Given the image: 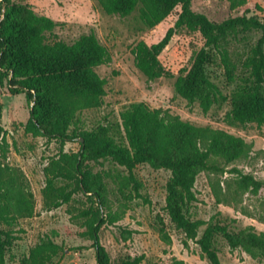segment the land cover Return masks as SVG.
Segmentation results:
<instances>
[{"label": "trees", "instance_id": "16d2710c", "mask_svg": "<svg viewBox=\"0 0 264 264\" xmlns=\"http://www.w3.org/2000/svg\"><path fill=\"white\" fill-rule=\"evenodd\" d=\"M94 1L107 15L125 18L136 12L144 30L155 28L179 7L175 22L162 39L150 45L139 41L132 48L137 70L149 81L172 78L161 64L160 54L173 36L197 32L203 45L192 55L190 66L176 76L175 93L189 103H197L203 113L214 106L228 105L224 121L230 126L264 127V10L256 6L260 15L242 14L214 23L192 10V0ZM246 4L247 0H230L233 10ZM56 25L49 17L36 14L26 0H0V86L6 87L10 95L24 94L29 107L25 132L61 145L79 144L76 153H62L52 163L49 171H55V175L47 176L43 189L45 210L61 207L78 191L95 204L85 212V236L95 252V264H155L144 261L142 256L111 260L100 243L99 231L105 224L119 221L123 211L111 210L108 188L89 166L108 161L124 168L127 175L120 178L118 191L126 197L128 186L136 192L140 187L133 175L135 167L148 165L170 172L164 210L174 227L184 234L185 247L191 241L209 264H221L217 248L220 238L230 250L240 249L264 264V232L258 233L250 226L230 230L219 220L205 222L188 213L197 201L195 182L202 172L234 174L236 192L241 194L256 195L264 189V179L243 174L235 167L227 169L249 157L251 144L240 136L193 124L143 102L130 104L119 114V121L86 127L83 113L102 107L105 96L106 82L95 69L107 64L110 54L94 33L81 35L72 43L49 42L46 34L52 33ZM248 31H258L261 36L247 49L233 50V41L240 42L239 34ZM217 69L221 70V79L214 73ZM220 81L225 86H236L226 94ZM1 111L0 105V264H6V252L15 238L1 226L33 217L34 201L23 174L1 162L8 151ZM55 178L68 180L74 187L65 192L55 186ZM217 199L218 203L228 200L226 196ZM121 205L125 207L123 202ZM121 231L127 238L133 234ZM161 233L162 239L169 242V236L163 230ZM62 252L60 245L46 237L19 264H53ZM169 264L185 263L172 258Z\"/></svg>", "mask_w": 264, "mask_h": 264}, {"label": "rangeland", "instance_id": "374dc122", "mask_svg": "<svg viewBox=\"0 0 264 264\" xmlns=\"http://www.w3.org/2000/svg\"><path fill=\"white\" fill-rule=\"evenodd\" d=\"M26 1L36 14L49 17L57 24L52 33L46 34L49 42L72 43L81 35L94 33L110 54V61L95 69L106 82L105 96L102 107L83 113L86 127L105 121H119V114L130 104L143 102L149 108L166 110L193 124L210 126L242 137L251 144V153L248 158L231 164L227 169L235 167L243 174L264 179V127L255 124L230 126L224 121L228 105L214 106L203 113L197 103L187 102L174 91V81L179 71L190 66L192 55L203 45L199 33L183 32L173 36L160 54L159 60L173 75L172 78L149 81L134 65L132 48L139 41L150 45L162 39L175 22L179 7L155 28L144 30L136 12L125 18L107 15L94 0ZM256 6L264 10V0H247L245 6L234 10L230 7V0L191 1L194 12L205 15L214 23L242 14L260 15ZM260 36L258 31L240 33L238 38L241 40L233 41V50L241 52L247 49ZM214 73L219 74L218 79H221L220 69ZM220 86L224 93L229 94L236 84L225 86L221 82ZM0 105L1 124L8 143L6 158L1 162L23 174L34 201L33 217L16 219L9 226H1L10 230L15 238L6 252V264H19L28 256L30 249L46 237L64 251L54 258L53 264H95V252L90 247L91 241L85 236V212L95 207L93 200L76 191L69 202L57 209L47 211L43 203L46 178L55 175V171H49L52 163L62 153H76L79 150L78 142L61 145L56 140L26 133L29 107L24 94L10 95L6 87L0 86ZM89 166L93 174H100L107 186L111 210L123 211L119 221L112 225L105 224L99 231L100 243L113 262L125 256H142L144 261L155 264H169L172 258L185 264H209L193 242L189 241L188 247L184 246V234L174 227L164 210L169 171L154 170L148 165L135 167L133 175L140 187L136 192L134 187L128 186L124 191L128 195L123 197L118 188L121 186L120 178L127 175L124 168L108 161L90 163ZM235 177L228 171L222 175L199 174L194 188L197 201L189 207V215L205 222L219 220L230 230L250 226L258 233L264 232V189L256 195L236 192ZM55 186L63 188L65 192L74 187L70 181L62 178H55ZM223 196L228 200L218 203L217 198L222 200ZM122 202L125 207L121 205ZM122 229L130 230L133 234L127 238ZM161 230L169 236V242L162 239ZM217 248L221 264H263L240 249L230 250L220 238L217 239Z\"/></svg>", "mask_w": 264, "mask_h": 264}]
</instances>
